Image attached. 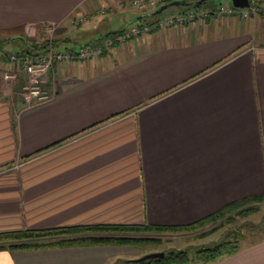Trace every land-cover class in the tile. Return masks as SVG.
<instances>
[{
  "label": "crops",
  "instance_id": "obj_1",
  "mask_svg": "<svg viewBox=\"0 0 264 264\" xmlns=\"http://www.w3.org/2000/svg\"><path fill=\"white\" fill-rule=\"evenodd\" d=\"M257 1L247 17L236 11L153 30L96 59L54 66L43 84L50 99L29 106L1 77L19 51L0 46V233L183 225L264 193V0ZM134 8L130 0H0V40L13 34L4 43L21 39L27 48L39 28L55 25L54 48L66 50L75 28L107 25L75 50L102 46L156 10ZM117 17L124 25L115 28ZM141 256L134 245L7 248L0 264ZM191 264H264V238Z\"/></svg>",
  "mask_w": 264,
  "mask_h": 264
},
{
  "label": "trees",
  "instance_id": "obj_2",
  "mask_svg": "<svg viewBox=\"0 0 264 264\" xmlns=\"http://www.w3.org/2000/svg\"><path fill=\"white\" fill-rule=\"evenodd\" d=\"M206 1L199 4L181 6L179 9L199 7ZM251 3L252 0H250V6ZM157 16L159 15L150 16V21ZM137 24L141 23L132 25ZM116 32H112L110 35ZM7 40H10V38L1 39L0 41L7 42ZM52 42L55 47L56 41L53 40ZM48 49L49 40H45L43 42L28 43L27 48L24 47L23 50L17 53L20 55L33 54L46 52ZM261 200H264V193L233 201L195 222L183 225H153L148 223L143 225L98 224L4 232L0 233V250L7 248L36 249L95 244L136 245L142 248L143 245L148 243H159V235L164 232L181 233L202 230L200 235L212 233L225 224L234 221L236 216L250 213L245 211L252 212L253 207L249 203ZM208 225L212 226L203 230ZM243 229L244 227H234L233 229L230 227L221 241L210 245L202 244L186 249H170L164 251L165 254L161 258L127 260L122 261L120 264H188L194 261L209 263L220 257L229 256L237 252L239 249L238 242L244 235Z\"/></svg>",
  "mask_w": 264,
  "mask_h": 264
},
{
  "label": "built area",
  "instance_id": "obj_3",
  "mask_svg": "<svg viewBox=\"0 0 264 264\" xmlns=\"http://www.w3.org/2000/svg\"><path fill=\"white\" fill-rule=\"evenodd\" d=\"M172 0H130L133 7L138 10H153L159 6L166 4ZM236 11H240L243 17L249 16L250 13L256 11L255 8H237L230 7H193L174 13L159 15L149 22H144L131 27L119 30L112 35H109L103 40L100 45H85L78 50H56L52 40H49V49L46 52H37L33 54L20 55L17 52H12L8 55L11 63L15 66L13 70H3L1 77L5 88L8 91L12 90L20 77L24 82L22 85V98L26 105H33L41 102H46L50 99L49 92L44 88L43 84L49 77V73L54 66L62 67L72 61H85L96 59L103 54L104 49H107L115 44H124L132 39H137L146 33L153 30L167 29L176 25H184L195 21H201L210 16H225L231 15ZM103 12V10H101ZM81 22V20H80ZM53 26V25H48ZM55 26V25H54ZM50 28L49 31H53Z\"/></svg>",
  "mask_w": 264,
  "mask_h": 264
},
{
  "label": "rangeland",
  "instance_id": "obj_4",
  "mask_svg": "<svg viewBox=\"0 0 264 264\" xmlns=\"http://www.w3.org/2000/svg\"><path fill=\"white\" fill-rule=\"evenodd\" d=\"M257 0H252L251 7H255ZM260 2V1H259ZM210 6V8H217V7H230L232 5L231 0H207L204 5ZM203 5V7H204ZM205 6V7H206ZM193 8V7H189ZM179 9L177 6H172L169 7L168 9L164 10L161 14L165 15L167 12H175ZM182 8H180L181 10ZM237 9V8H236ZM135 10V8H134ZM136 12V10H135ZM159 14V15H161ZM136 15V14H135ZM103 18L105 22L108 17L113 18L114 15H99ZM135 21H138L135 20ZM112 24L114 25L115 28H118L124 23L122 22L121 18L119 19L118 17L113 20ZM132 25V24H131ZM130 26V25H129ZM54 28L53 31H49L50 28ZM90 27V25H89ZM128 27V26H127ZM41 29V30H40ZM103 29V30H102ZM107 29V25H104L101 29L98 27V29L94 32L88 29V26H81V28H75L73 30V34L76 33L73 36V40L71 42H67V47H70L72 50L77 49L80 44L79 43H86L93 39L95 35H100L103 34ZM58 27L57 26H48L45 25L37 30V36H34L32 40H29V43L31 44L32 41L34 42H43L45 40H56V35H57ZM92 32V33H88ZM10 35V34H9ZM8 37V36H7ZM14 37L13 34L9 36L8 38ZM34 39V40H33ZM2 44V45H1ZM0 46L3 47V50L6 52H12V51H21L25 47V42L21 39H17V41H11L8 43H2L0 42ZM61 49H65V45H62ZM12 70V69H11ZM22 77H20L21 79ZM24 80L21 82V86L23 85ZM14 94H17L19 97L22 98V87L17 89V86H13L11 88ZM12 94V93H11ZM249 205L252 208L251 211H245V212H250L248 214H245L243 216H236L234 221L230 222L229 224H225L219 229H216L212 233L206 234V235H200L202 230H197L193 232H179V233H173V232H164L161 235H159L160 242L157 244H145L142 246V248H139L142 252V254H147L150 252H158V251H166L170 249H186V248H191L196 245L200 244H213L216 242L221 241L224 236L226 231L231 227L232 229L234 227H244V236L242 239L239 240L238 244L239 245H245L249 242L255 241L257 239H262L264 238V200L249 203ZM212 226V225H211ZM210 225L206 226L203 228V230L208 229L211 227ZM137 259V258H136ZM192 262H189L191 264Z\"/></svg>",
  "mask_w": 264,
  "mask_h": 264
},
{
  "label": "water",
  "instance_id": "obj_5",
  "mask_svg": "<svg viewBox=\"0 0 264 264\" xmlns=\"http://www.w3.org/2000/svg\"><path fill=\"white\" fill-rule=\"evenodd\" d=\"M206 0H197L195 2H187L186 0H173L171 2H168L166 4H163L159 6L155 11H153L151 14L148 16H156L161 14L164 10L168 9L169 7L172 6H187V5H193V4H199L201 2H204ZM232 6L236 8H249L250 7V0H231ZM164 251H158V252H150L147 254H144L137 260H144V259H150V258H161L164 256Z\"/></svg>",
  "mask_w": 264,
  "mask_h": 264
}]
</instances>
